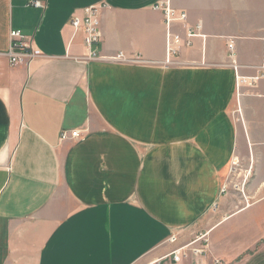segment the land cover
Here are the masks:
<instances>
[{"label":"crops","instance_id":"crops-1","mask_svg":"<svg viewBox=\"0 0 264 264\" xmlns=\"http://www.w3.org/2000/svg\"><path fill=\"white\" fill-rule=\"evenodd\" d=\"M161 1L0 0V264H138L151 255L161 264H259L264 80L245 96V129L237 126L228 45L254 75L264 0H171L207 35L172 67L164 15L154 10ZM102 3L100 54L139 62L79 60L84 37L71 18ZM13 30L42 56L11 66ZM236 157L253 160L254 179L250 206L239 199L230 214L232 193L221 189ZM250 211L249 222L236 219ZM244 224L258 232L231 233ZM200 235L207 254L165 259Z\"/></svg>","mask_w":264,"mask_h":264},{"label":"built area","instance_id":"built-area-1","mask_svg":"<svg viewBox=\"0 0 264 264\" xmlns=\"http://www.w3.org/2000/svg\"><path fill=\"white\" fill-rule=\"evenodd\" d=\"M30 6L43 7L40 2L31 1ZM108 4L102 3L91 6L83 11V13H76L71 18V25L74 30V35L82 33L84 37V46L86 54L79 58L82 62H90L97 60H104L107 62H125L134 63L139 62L140 58H129L125 54H118L112 57H105L100 54L99 46L102 42L103 35L101 30V16L108 8ZM155 11H160L164 15L166 27V59L165 66L172 67L181 64L179 56L184 49L193 48L197 39L206 41L207 35L203 32V23L192 25L189 22V16L185 11L176 10L171 0H163L154 6ZM231 52L230 60L231 67L235 73V96L242 95V90L245 87L256 89L264 80V59L258 68H250L256 70L254 75H243V69L247 68L239 64L236 54L234 53V43L228 45ZM11 66H19L29 64L32 60L42 56L41 52L32 45L28 36L22 31L13 30L10 32V47L5 54ZM249 68V67H248ZM241 98V97H240ZM240 98H237L240 100ZM63 139L68 138V133H63ZM71 138L79 140L82 138L81 132L74 131L71 133ZM230 185L227 183L223 185L221 193L227 194ZM243 200L245 206H250V201L245 194V189H242ZM177 236H172L169 240L170 244L177 243ZM206 242L205 237H202L193 242L176 247L166 258H171L175 263L182 262L191 256L200 257L209 251L208 244L202 246L201 242ZM197 244H199L197 246ZM162 260L154 261L151 264H161Z\"/></svg>","mask_w":264,"mask_h":264},{"label":"rangeland","instance_id":"rangeland-1","mask_svg":"<svg viewBox=\"0 0 264 264\" xmlns=\"http://www.w3.org/2000/svg\"><path fill=\"white\" fill-rule=\"evenodd\" d=\"M172 5H173V3H172ZM173 7L175 8L174 5H173ZM175 9L178 10L177 8H175ZM179 11H181V10H179ZM199 23H202V22H199ZM101 25H102V23H101ZM259 86L256 89H251V88L245 87L242 90V95L241 96H240V94L236 95L235 104H234L235 106L233 107V110H232V118L235 121V124L237 126H241L242 128L245 129V126H246L245 125V118H244V116H245V112H244L245 100H246V97L252 95L250 93V91L259 89ZM259 96H264V95H259ZM237 98H240V100H238ZM243 112H244V114H243ZM250 153H251V150H250ZM252 161H253L252 159H251V161H250V159L248 161H243L239 157H236L233 160V162H232V170H231L230 176L227 179H225V183H224V185L227 184V183L230 185L229 190L232 193V198H233L232 199V201H233L232 202V207H231L232 210H230V207L228 209L229 210L228 213H230V214H232L233 211H235V210L237 211L238 210V209L234 210V208L236 206L235 203L238 202L239 199L243 200V195L241 193L242 189H245L247 191V189L250 187V185H251V183H252V181L254 179V164L255 163H253ZM245 194H246V192H245ZM217 208H218V206H217ZM217 210H215L216 212L212 213L213 214L212 217H215V219H219V218L222 217V215L220 217L219 212L217 213ZM251 212L252 211H250L248 213H245V214H242L239 217H237L236 219L243 220V223H247L250 220V219H247V218L251 216L250 215ZM236 221L231 222L230 225L226 226V228H229L232 224H235ZM260 224L261 223H259V226H260ZM246 225L244 224V225H240L241 227H239V226L232 227V229H231L232 232L231 233L240 234V233H245L246 232V233L250 234V233H257L258 232V228L256 226H252V225H247L246 226ZM260 231L261 230H260V227H259V233H260ZM202 237L203 236L200 235V236H198L196 238V240H198V239H200ZM207 244H208L207 240H206V242L205 241L201 242L202 246H206ZM151 260H152V255L151 256H147L146 258L141 260L138 264H151V263L154 262V261L151 262ZM217 264H220V263H218V261H217ZM259 264H264V251L259 252Z\"/></svg>","mask_w":264,"mask_h":264}]
</instances>
